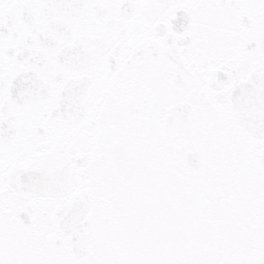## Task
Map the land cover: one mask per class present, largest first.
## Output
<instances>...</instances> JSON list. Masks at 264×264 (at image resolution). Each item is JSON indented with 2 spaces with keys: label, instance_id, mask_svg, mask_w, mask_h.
Masks as SVG:
<instances>
[{
  "label": "snow or ice",
  "instance_id": "1",
  "mask_svg": "<svg viewBox=\"0 0 264 264\" xmlns=\"http://www.w3.org/2000/svg\"><path fill=\"white\" fill-rule=\"evenodd\" d=\"M0 264H264V0H0Z\"/></svg>",
  "mask_w": 264,
  "mask_h": 264
}]
</instances>
